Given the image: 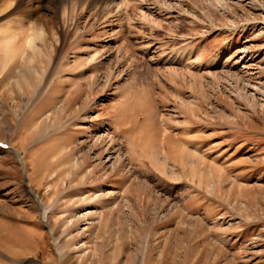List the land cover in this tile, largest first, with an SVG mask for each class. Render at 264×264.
<instances>
[{"label":"rangeland","instance_id":"1","mask_svg":"<svg viewBox=\"0 0 264 264\" xmlns=\"http://www.w3.org/2000/svg\"><path fill=\"white\" fill-rule=\"evenodd\" d=\"M96 1L0 0V264H264V0Z\"/></svg>","mask_w":264,"mask_h":264},{"label":"bare ground","instance_id":"2","mask_svg":"<svg viewBox=\"0 0 264 264\" xmlns=\"http://www.w3.org/2000/svg\"><path fill=\"white\" fill-rule=\"evenodd\" d=\"M91 1H93V3L94 2H97L96 0H91ZM106 1H108V2H110V3H116L117 5H119V6H121V9H123L124 7H126V5H127V7L129 6V1L128 0H122V1H120V0H106ZM5 4V2L3 1L2 2V5H4ZM3 29V28H2ZM27 38V37H26ZM30 38V37H29ZM38 40H39V42L38 43H36L35 45H32L31 46V50H32V55H26V61H28L29 63H33V62H36V61H39L38 59H37V55L38 56H40V57H42V53H44L43 52V43H44V41L47 43V39H51V37H47V36H45V35H37V37H36ZM34 39V38H33ZM32 38H30L27 42H33V41H36V40H33ZM14 40L15 39H13V41H11L12 43H14ZM27 40V39H26ZM54 41V40H53ZM52 41V42H53ZM11 42H8L9 44L11 43ZM16 42V41H15ZM12 43H11V45H12ZM15 44V43H14ZM17 44V43H16ZM31 44V43H30ZM46 45H48V44H46ZM50 45V44H49ZM17 46V45H16ZM18 49V48H17ZM23 53H27V51H26V49H24V52ZM28 54V53H27ZM30 54V53H29ZM37 59V60H36ZM34 65V64H33Z\"/></svg>","mask_w":264,"mask_h":264}]
</instances>
